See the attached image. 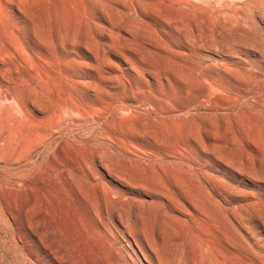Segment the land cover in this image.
Returning a JSON list of instances; mask_svg holds the SVG:
<instances>
[{
	"label": "rangeland",
	"instance_id": "374dc122",
	"mask_svg": "<svg viewBox=\"0 0 264 264\" xmlns=\"http://www.w3.org/2000/svg\"><path fill=\"white\" fill-rule=\"evenodd\" d=\"M0 240L264 264V0H0Z\"/></svg>",
	"mask_w": 264,
	"mask_h": 264
},
{
	"label": "bare ground",
	"instance_id": "6f19581e",
	"mask_svg": "<svg viewBox=\"0 0 264 264\" xmlns=\"http://www.w3.org/2000/svg\"><path fill=\"white\" fill-rule=\"evenodd\" d=\"M2 182V181H1ZM4 185V184H3ZM4 195V194H3ZM3 216V215H2ZM1 241V240H0ZM21 243V242H20ZM18 245H20V244H16V246H18ZM21 247V246H20ZM22 251H23V248H22Z\"/></svg>",
	"mask_w": 264,
	"mask_h": 264
}]
</instances>
